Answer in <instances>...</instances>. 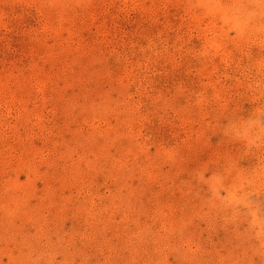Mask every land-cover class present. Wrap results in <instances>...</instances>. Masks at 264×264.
I'll list each match as a JSON object with an SVG mask.
<instances>
[{"label": "rangeland", "instance_id": "1", "mask_svg": "<svg viewBox=\"0 0 264 264\" xmlns=\"http://www.w3.org/2000/svg\"><path fill=\"white\" fill-rule=\"evenodd\" d=\"M0 264H264V0H0Z\"/></svg>", "mask_w": 264, "mask_h": 264}, {"label": "bare ground", "instance_id": "2", "mask_svg": "<svg viewBox=\"0 0 264 264\" xmlns=\"http://www.w3.org/2000/svg\"><path fill=\"white\" fill-rule=\"evenodd\" d=\"M74 215V214H73Z\"/></svg>", "mask_w": 264, "mask_h": 264}]
</instances>
